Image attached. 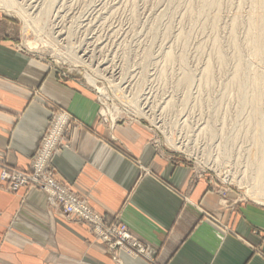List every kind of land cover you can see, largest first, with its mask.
Here are the masks:
<instances>
[{"label":"rangeland","instance_id":"obj_1","mask_svg":"<svg viewBox=\"0 0 264 264\" xmlns=\"http://www.w3.org/2000/svg\"><path fill=\"white\" fill-rule=\"evenodd\" d=\"M16 1L26 19L1 9L0 15L12 22L19 49L56 68L60 79L90 91L100 123L139 122L150 128L161 153L212 173L243 199L264 204V0ZM70 64H78L80 75L68 71ZM33 98L50 111L49 125L27 169L0 164V188L39 190L65 217L74 218L66 214L64 201L53 202L49 190L39 187V174L46 168L63 185L54 155L68 145L67 135L84 125L39 89ZM180 145L186 149H177ZM48 150H53L49 156ZM19 174L40 184L22 185ZM100 216L106 231L122 225ZM74 219L95 236L100 233L92 219ZM107 238L98 241L116 262L120 252L134 255L118 234ZM136 254L154 260L152 254Z\"/></svg>","mask_w":264,"mask_h":264},{"label":"crops","instance_id":"obj_2","mask_svg":"<svg viewBox=\"0 0 264 264\" xmlns=\"http://www.w3.org/2000/svg\"><path fill=\"white\" fill-rule=\"evenodd\" d=\"M14 29L0 15V164L30 166L50 121L39 89L84 125L55 153L56 178L125 224L154 260L120 252L116 262L89 226L26 187L0 188V264H264V204L161 153L139 122L100 123L93 94L22 52Z\"/></svg>","mask_w":264,"mask_h":264},{"label":"built area","instance_id":"obj_3","mask_svg":"<svg viewBox=\"0 0 264 264\" xmlns=\"http://www.w3.org/2000/svg\"><path fill=\"white\" fill-rule=\"evenodd\" d=\"M69 122V121H68ZM61 126H64L60 123ZM57 139L60 141L61 137H59L57 134ZM54 150V149H53ZM53 150L45 151L46 154L49 156V154ZM44 151V150H43ZM45 162V161H43ZM39 171V170H38ZM40 178H42L43 186H40L42 189H48L49 196L53 202L56 203V201H64L66 205V214L73 215L74 218L78 219H92L97 225V231L100 232V234L104 235L105 239H108V235L112 234H118L119 238L122 241V247L127 248L132 254L137 255L136 253H147L148 249L147 247L137 241L135 237L132 235L129 228L122 223V225H114L113 228L109 227V231H106L103 224L101 222L103 221V218L99 215L96 217L91 208L84 203L73 191H70L67 187H64L60 182H58L55 177L45 168L44 172H41L39 174ZM7 176L3 174V179ZM19 179L21 180L22 185H26L28 181L33 180L36 183L40 184V181L35 180L33 178L28 177V174H19ZM56 200V201H55ZM63 206V203H61ZM85 219V220H86ZM108 227V226H107ZM105 231V232H104Z\"/></svg>","mask_w":264,"mask_h":264},{"label":"bare ground","instance_id":"obj_4","mask_svg":"<svg viewBox=\"0 0 264 264\" xmlns=\"http://www.w3.org/2000/svg\"><path fill=\"white\" fill-rule=\"evenodd\" d=\"M257 2V1H256ZM259 2V1H258ZM21 3V2H20ZM23 5H22V3H21V6L18 4V2L16 1V0H0V9L1 10H4V11H6V12H8V13H10V14H17V15H20L21 17H25V19H26V17H27V13H26V10H23V7H22ZM258 6H260V4H258ZM262 7V6H261ZM260 8V7H259ZM258 10V9H257ZM263 10H264V5H263ZM262 10V11H263ZM259 11V10H258ZM261 11V10H260ZM258 16H260V15H258ZM263 17H264V14H263ZM263 19V18H262ZM263 21V20H262ZM263 36V35H262ZM260 42H261V44L262 45H264V42L263 41H261L260 40ZM254 43V42H253ZM257 44H259L258 42H257ZM262 45H260L259 44V46H258V48L259 47H261ZM262 48H264V47H262ZM256 50V49H255ZM257 50H260V49H257ZM262 50V49H261ZM220 57V56H219ZM224 57V56H223ZM222 58V57H221ZM220 58V59H221ZM225 59V58H224ZM226 60V59H225ZM59 61L61 62V61H63L62 59L60 60L59 59ZM82 61V60H81ZM80 61V62H81ZM84 61V60H83ZM224 61V60H223ZM85 62V61H84ZM61 63H64V62H61ZM83 64V63H82ZM85 64V63H84ZM77 65L78 64H70V69L68 70L70 73H74V74H78V75H80V70L79 69H76L77 68ZM86 65V64H85ZM239 65V64H238ZM237 65V66H238ZM90 66V65H89ZM210 66V65H209ZM211 67H208V69H210ZM240 67H238V69H239ZM92 69V68H91ZM93 70V69H92ZM210 72V71H209ZM241 72V71H240ZM84 75H85V77H87V79L89 80V81H92V83H95L96 82V79L95 78H93V76H91V74H89L88 72H85V73H83ZM237 74V73H236ZM257 74V73H256ZM256 82V81H255ZM256 84V83H255ZM264 84V83H263ZM257 85V84H256ZM254 97V96H253ZM252 99V98H251ZM107 108V107H106ZM106 108H105V110H104V113H105V115H108V117H111V115H109V112H108V110H106ZM116 109V108H115ZM112 118V117H111ZM112 120H114L113 118H112ZM61 123V122H60ZM62 124V123H61ZM58 127L60 128V127H62V126H60V125H58ZM56 140V142L58 141V139L56 138L55 139ZM259 140V139H258ZM264 141V140H263ZM261 142V141H260ZM177 145V144H176ZM261 146H263V145H261ZM260 146V147H261ZM264 147V146H263ZM178 148H185V146L183 147V145H180V146H177V149ZM182 149V150H183ZM186 149V148H185ZM262 153V152H261ZM262 155V154H261ZM262 156H264V155H262ZM262 158V157H261ZM215 160V159H214ZM217 160V159H216ZM264 164V163H263ZM262 165V164H261ZM260 170V169H259ZM258 173H259V171H258ZM251 190V189H250ZM255 193V195H257V194H259L258 192H254ZM262 195V194H261ZM71 218H73V217H71ZM74 219V218H73ZM96 237L100 240L101 238L102 239H104V235H102V234H97L96 235ZM148 255H149V253H148Z\"/></svg>","mask_w":264,"mask_h":264}]
</instances>
